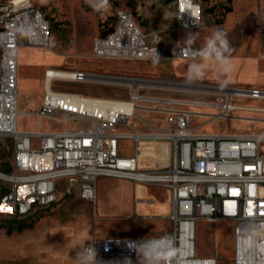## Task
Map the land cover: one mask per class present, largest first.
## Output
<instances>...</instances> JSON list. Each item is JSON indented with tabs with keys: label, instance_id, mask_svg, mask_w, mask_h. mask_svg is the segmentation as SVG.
Segmentation results:
<instances>
[{
	"label": "built area",
	"instance_id": "1",
	"mask_svg": "<svg viewBox=\"0 0 264 264\" xmlns=\"http://www.w3.org/2000/svg\"><path fill=\"white\" fill-rule=\"evenodd\" d=\"M173 5L175 26L169 31L178 39L171 57L198 59L193 54L199 47L188 45L181 35L201 26L202 3L175 0ZM115 23L119 30L95 38L93 56L142 61H156V53L159 59L165 57L164 30L146 32L128 8L118 10ZM53 44L41 7L33 0H0V137L13 143L11 164L0 170L6 187L0 196V214L26 216L35 208L53 205L60 193L95 202L100 178L123 179L169 199L170 211L160 218L172 222L165 234L173 238L177 249L171 264H218L215 256L198 255L197 224L220 219L235 223V264H264V132L201 130L218 119L264 126V87L242 85L240 101L229 100L226 94L204 95L202 89L189 90L198 98L181 97L168 91H188L182 81L162 87V80L148 79V85L133 87L138 76H129L122 82L130 88L128 96L99 97L56 90L55 75L48 79L49 71H45L42 102L30 113L37 119V128H22L20 51ZM64 75V80L72 81L77 77L111 80V75L85 70ZM124 100H132L135 114H123ZM59 114L66 117L60 119ZM197 117L206 120L197 123ZM45 118L56 119L64 127L44 129ZM159 202L156 195L140 197L135 201L136 211L139 204ZM162 236L95 234L84 242L78 264H86L89 248L96 251V264H145L137 251L139 245Z\"/></svg>",
	"mask_w": 264,
	"mask_h": 264
},
{
	"label": "rangeland",
	"instance_id": "2",
	"mask_svg": "<svg viewBox=\"0 0 264 264\" xmlns=\"http://www.w3.org/2000/svg\"><path fill=\"white\" fill-rule=\"evenodd\" d=\"M174 1L164 3L161 0H109L110 7L106 11L96 12L89 6L88 0H33L51 22L54 44L48 48L26 46L20 51V110L26 113L21 115L20 127L37 128V119L30 113H33L42 102L45 71L50 68L85 70L102 76L111 75V80L106 77L80 82L61 80L56 81L54 85L56 90H68L99 97L128 96L130 88L122 82H127L129 76H138L133 80V87L148 85V79L162 80V87H171L177 85L178 81H182L186 84L184 86L188 91L168 92L181 97L194 98H198V95L189 90L202 89L204 95L214 96L216 93L225 92L226 87L231 89L243 88L242 85L264 86V0H200L203 7L202 24L198 29L183 32L181 39L186 41L189 33H198L195 42L191 45L200 48L212 32L220 28L226 33L234 50L230 55L229 70L226 73H221L218 64L207 62L205 77L191 81L188 79V65L193 60L183 61L171 57V47L178 39L176 33L169 31L175 26ZM84 6H88V10H85ZM122 8L130 9L146 32L160 29L165 31L163 33L166 44L164 58L156 61L104 59L93 56L90 49L83 48L89 44L90 40L94 42L98 35H104L114 27L117 12ZM199 84L201 88L197 86ZM157 92L165 93L166 90H157ZM235 101L240 100L235 99ZM65 117L63 114L58 115L60 119ZM205 120L196 118L197 123ZM42 124L44 129L48 130L64 127V124L56 119L45 118ZM69 125L72 124L69 123ZM201 130L222 133L264 132V126L253 128L249 123L218 119L206 123ZM126 147L128 151H132L131 143H128ZM12 159V141L0 137V170L8 169ZM5 188L4 182L0 179V196ZM134 194L136 191L133 185L126 180L99 179L97 199L91 209L84 203L86 199L80 202V208L87 209L88 212L86 211L87 215L85 214L83 218L79 216L81 224L79 223L70 234L73 238L72 248L78 245L81 237L88 231L85 227L88 223L96 226L98 234L102 237L107 235L105 232L109 230L113 232L117 228H124L125 232H129L132 224L129 215ZM158 194L160 199L165 201V196L162 193ZM62 202L63 200H60L48 207L35 208L26 216L10 217L0 214V243L14 235L33 232L40 219L50 215L53 206ZM151 210L157 212L155 207ZM89 212L91 214H88ZM22 223H33L34 226L17 232L16 229ZM234 225L233 220L226 219H220L217 222L199 221L197 224L198 255L215 256L218 264H235ZM165 226L168 225L151 223L148 226L150 230L148 236L160 233ZM10 228L14 231L8 234L7 230ZM44 252L46 253L43 255L23 257L0 254V264H62L58 257L62 255L63 250L53 249L50 253ZM79 256V252L72 254L74 264H78Z\"/></svg>",
	"mask_w": 264,
	"mask_h": 264
},
{
	"label": "crops",
	"instance_id": "3",
	"mask_svg": "<svg viewBox=\"0 0 264 264\" xmlns=\"http://www.w3.org/2000/svg\"><path fill=\"white\" fill-rule=\"evenodd\" d=\"M93 40H90L87 46L83 48H88L92 51L93 49ZM119 60H130L131 59H119ZM142 61V60H140ZM115 74H124V73H115ZM128 75V74H124ZM20 84V80H19ZM264 87V86H262ZM101 179V178H100ZM123 180V179H122ZM126 182L131 183L136 191L133 198V205L131 206V214L130 220L132 224L130 225L129 232H125L124 228H120L113 232L109 230L104 237H118V238H129V237H140V236H148L150 234L149 225L151 223H164L168 226H165L163 230L158 234H153L151 236H162L171 231L172 222L166 218H160L162 214H168L170 211V201L167 197H165V201H162L159 197V192H155L154 190L137 184L132 181L126 180ZM99 183V180L97 184ZM145 187V188H144ZM157 193V194H155ZM59 200H63L59 205H55L52 208L51 214L44 216L38 222V226L31 233H26L25 235H14L12 237L7 238L3 243H0V254L7 255L10 257H23V256H32V255H43L48 251L50 253L53 249L63 250V253L60 257H58L62 264H74L72 261V254L75 252H79L81 254L82 244L87 239H89L93 235H98V228L96 226H91V223H88L87 227L88 231L83 235L80 239L78 245L73 246L72 248V240L70 234L77 227V225L81 224V218L87 215L88 210L80 208V202L84 201L80 197L76 196H64L62 198V193H60ZM151 195H156L160 202L155 205H144L139 204L136 211V199L140 197H148ZM66 198V199H65ZM57 201V202H58ZM83 203V202H82ZM86 205H89L88 208L95 204L93 201L87 200L84 202ZM153 207L156 208V213L151 209ZM87 208V207H86ZM87 211V212H86ZM91 211V210H90ZM86 214V215H85ZM88 214H91L89 212ZM81 216V218H79ZM87 218V217H86ZM79 220V221H77ZM92 219H90L91 221ZM86 222V219H85ZM84 225V224H82ZM81 225V226H82ZM116 229V228H113ZM55 235V236H53Z\"/></svg>",
	"mask_w": 264,
	"mask_h": 264
},
{
	"label": "clouds",
	"instance_id": "4",
	"mask_svg": "<svg viewBox=\"0 0 264 264\" xmlns=\"http://www.w3.org/2000/svg\"><path fill=\"white\" fill-rule=\"evenodd\" d=\"M88 3L96 12H104L110 7L109 0H88ZM197 35L198 33H189L186 43L188 45L193 44ZM233 50L226 33L222 29L216 28L204 44L195 50L193 55L198 57V59L194 58L188 65V79L190 81L203 79L207 62L218 64L221 73H226L229 70V58ZM156 56L158 60L159 56L157 53ZM89 191L91 190L89 189ZM137 251L140 252L145 264H171L173 256L177 253L173 238L167 235L159 239L144 241L142 245H139ZM86 252V264H96V251L89 248L86 249ZM80 264H84V262L81 261ZM177 264H179V261H177Z\"/></svg>",
	"mask_w": 264,
	"mask_h": 264
},
{
	"label": "bare ground",
	"instance_id": "5",
	"mask_svg": "<svg viewBox=\"0 0 264 264\" xmlns=\"http://www.w3.org/2000/svg\"><path fill=\"white\" fill-rule=\"evenodd\" d=\"M41 15L43 16V20L45 21V28L48 29V34H52L51 22L46 17V15L42 11V9H41ZM113 30H119V23H115L114 27H112V30H110L109 32H107L103 36L112 35L113 34ZM46 71H49L48 79H51V77H53L55 75V82L64 80V76H65L64 72L65 73H73V71H70V70L54 69V68L47 69ZM84 80H86V77H77V81L78 82L84 81ZM225 94H226V98L229 99V100L240 99V98L244 97V89L243 88H231V89H227V91H225V92L216 93L214 96L225 95ZM122 112H123V114H126V115L135 114V107L132 106V100H124L123 101V103H122ZM24 113L25 112H22V114H24Z\"/></svg>",
	"mask_w": 264,
	"mask_h": 264
},
{
	"label": "trees",
	"instance_id": "6",
	"mask_svg": "<svg viewBox=\"0 0 264 264\" xmlns=\"http://www.w3.org/2000/svg\"><path fill=\"white\" fill-rule=\"evenodd\" d=\"M163 1L164 3H168L169 1L171 0H161ZM85 10H88V6H84ZM101 25V24H100ZM109 30H112V28H110ZM34 226L33 223H30V224H27V223H22L17 229L16 231L17 232H21L23 231L24 229H27V228H32ZM1 227V226H0ZM14 231L13 228H10L9 230H7V233L8 234H11L12 232Z\"/></svg>",
	"mask_w": 264,
	"mask_h": 264
}]
</instances>
